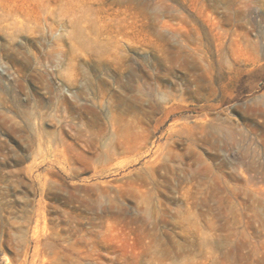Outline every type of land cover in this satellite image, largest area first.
<instances>
[{"label": "rangeland", "instance_id": "374dc122", "mask_svg": "<svg viewBox=\"0 0 264 264\" xmlns=\"http://www.w3.org/2000/svg\"><path fill=\"white\" fill-rule=\"evenodd\" d=\"M0 264H264V0H0Z\"/></svg>", "mask_w": 264, "mask_h": 264}]
</instances>
